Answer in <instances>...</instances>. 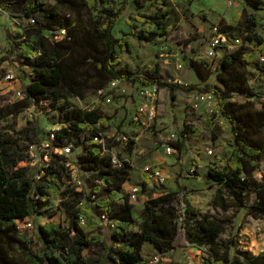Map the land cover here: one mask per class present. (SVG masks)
I'll list each match as a JSON object with an SVG mask.
<instances>
[{
	"label": "trees",
	"instance_id": "1",
	"mask_svg": "<svg viewBox=\"0 0 264 264\" xmlns=\"http://www.w3.org/2000/svg\"><path fill=\"white\" fill-rule=\"evenodd\" d=\"M146 1H160L165 6L168 0L133 2L141 8ZM243 1L248 7H264V0ZM99 2L103 0H54L53 4L44 0H8L0 4V9L8 7L17 13L9 12L12 15L34 20L19 31L12 44L19 65L31 72L22 89L24 98L0 106V120L15 118L19 111L49 100L55 123L59 124L48 151L49 162L36 170L31 168L37 165H29V147L41 142L38 124L32 120L17 130L12 123L0 128V264H174L151 263L143 256L145 243L157 255L178 247L204 246L200 264H264V251L253 254L241 248L234 237L220 239L230 223L229 217L200 212L189 203L180 185L154 195L147 188L146 172L140 174V185L148 197L138 216L132 215V203L122 188L132 166L128 160L114 165L95 140L98 132L104 131L109 116L96 108L85 109L65 101L70 97L83 100L88 91L96 92L111 80L122 79L137 85L166 87L173 102L177 85L163 81L158 67L141 73L127 66L117 67L121 53L128 52L131 35L148 41L168 32L163 27L168 13L156 10L144 16L146 34L123 33L115 37L112 29L126 0L116 9L95 15ZM256 26L254 15L248 14L238 32L229 27L231 39L253 43L256 50L247 52L244 44L238 46L221 60L215 74L218 84H206L200 89L214 91L220 115L229 123L232 148L223 168H209L207 175L222 187L215 191L212 205L224 211L232 209L234 216L245 210L252 217H264V176L260 180L253 176L264 158V103L249 86L247 77V67L264 74V61L256 58L258 54L264 58V38L254 32ZM61 30L64 34L60 36ZM189 65L202 81L212 74L204 62L190 57ZM234 94L253 100L237 103L231 100ZM211 116L206 122L213 129L217 122H210ZM199 132L198 127L184 123L175 147L181 150L188 137ZM131 142L128 150L132 149ZM65 146H70L71 154L75 152L73 158L52 150ZM70 160L78 165L85 184L79 190L69 183ZM55 197L63 219L38 225L41 245L33 250L31 239L18 228L17 221L38 214L45 202ZM101 214L114 223L109 241L100 224ZM80 215L84 224L79 223Z\"/></svg>",
	"mask_w": 264,
	"mask_h": 264
},
{
	"label": "rangeland",
	"instance_id": "2",
	"mask_svg": "<svg viewBox=\"0 0 264 264\" xmlns=\"http://www.w3.org/2000/svg\"><path fill=\"white\" fill-rule=\"evenodd\" d=\"M8 0H0L4 4ZM53 4L54 0H44ZM126 0L123 12L115 21L112 33L120 37L123 33L146 34L144 16L154 13L156 10H166L168 15L163 23L164 29L168 32L162 36H153L150 40L130 36L128 52L121 53L117 67L127 66L136 73L154 67L159 68L161 79L167 83L176 84V98L173 102L170 99L166 87H160L157 113L153 120L146 116L136 118L137 99L135 91L137 84L125 81L127 93L119 94L113 91L110 102L97 96L94 91H88L83 100L68 98L65 102L85 109H98L109 116L104 128L105 136L110 145L114 146V152L119 157L126 158L132 166L129 175V186L141 184L140 174L150 173L154 169H161L164 178L159 183L148 178L147 188L154 195L160 192L176 189L178 185L184 187L185 196L189 203L202 213H209L214 216H227L230 223L220 239L234 237L239 240L241 248L251 251L253 254L264 251V217H252L241 210L235 216L232 209L222 210L214 208L212 200L217 189L221 185L210 180L207 172L209 168L221 170L228 152L232 148V135L229 123L226 118L219 116L217 124L212 128L208 125V111L204 103L189 100L190 90H199L206 84H218L215 74L219 64L224 57L229 56L238 46L244 44L247 52L256 50L253 43H244L242 39H228L223 45L217 46L212 51L210 38L214 26L222 32L231 33V28L238 32V28L246 23L248 14H253L257 26L254 32L264 38V7L255 9L248 7L243 0H168L167 5L160 1H146L143 7L138 8L133 2ZM123 0H103L96 5L94 14H103L109 8L116 9ZM8 12L17 14L7 7ZM19 29L12 23L7 15L0 12V106L16 101L4 75L7 72L13 74L15 87L23 89L30 80L31 72L23 69L17 62V51L12 49L13 42L19 36ZM195 62H204L212 74L206 81H202L194 67L189 65V58ZM260 61L264 58L259 54ZM201 68V67H199ZM202 69V68H201ZM248 84L260 95L259 100L264 103V74L247 67ZM193 86V87H191ZM110 94V92H109ZM231 100L237 103L246 104L253 99L233 95ZM259 106V103H255ZM54 109L49 100H41L37 107H30L19 111L15 118L8 117L0 120V128L13 124L15 130L25 126L28 121H35L38 124L41 142L46 138L48 129L55 124ZM211 122V121H210ZM184 123L196 126L200 132L196 136H189L184 142L181 150L175 147V143L181 138L180 131ZM128 137L132 149L128 150L127 144L116 143L114 139L120 135ZM170 134L178 139L171 142L175 151L167 155L163 151L164 142ZM210 149L212 154H208ZM41 146L33 150L32 160H42ZM75 152L70 155L71 158ZM160 158L159 163L154 158ZM23 166L22 163H20ZM33 166L31 170L39 167ZM264 168V158L259 164ZM194 170L191 171V168ZM224 195L226 191L222 190ZM127 195L126 193H124ZM148 195L140 194L132 203V215L137 217L143 202ZM63 211L59 207V200L50 198L38 214H33L30 220L32 226L23 229L27 237L32 241V249L38 250L41 240L38 235V225L44 222L62 221ZM103 233L106 241H109V234L112 230L107 224L102 223ZM204 246L178 247L170 252L159 256V262H173L174 264H200V256L205 253ZM143 255L151 260L157 255L155 251L143 249Z\"/></svg>",
	"mask_w": 264,
	"mask_h": 264
},
{
	"label": "built area",
	"instance_id": "3",
	"mask_svg": "<svg viewBox=\"0 0 264 264\" xmlns=\"http://www.w3.org/2000/svg\"><path fill=\"white\" fill-rule=\"evenodd\" d=\"M0 12L4 13L5 15L8 16L10 21L12 23H15L19 29V31H23V28L31 25L34 23L33 18L30 17H22V16H17V15H12L10 14L7 10L0 9ZM64 34V30L60 31V36ZM60 36H55V39H58ZM231 39V37L225 33L222 32L217 26L213 27L212 30V36L210 38V45L213 49H215L219 45H223L226 42H228ZM235 40V39H233ZM4 79L6 80L9 90L12 91L14 97L16 100H20L24 98V92L22 89L15 87V78L13 74L10 72H7L4 75ZM125 81L122 79H113L111 80L104 88L99 89L96 91L98 98L103 96V99L106 102H110L112 96H113V91L123 94L127 93L126 88H125ZM110 92V94H109ZM159 92H160V87L157 84H148V85H137V89L135 91V98L137 99V110L134 114L136 118H139L141 116H146L148 119L153 120L154 117L156 116L157 113V102L159 100ZM188 97L191 102H193V106H197L196 103L194 102H199V103H204L206 106V110L208 111V116H211L213 112H215L214 115L211 116L210 121L211 122H217V118L220 115V111L218 108V102L217 98L215 96L214 91L211 90H190L188 92ZM59 128V124L55 123L53 126H51L48 131H47V136L46 138L40 142L39 145H31L29 147V155L30 157H33V150H38L41 146V156L42 160H32L29 165L33 166L36 165V163H39V168L42 166H46L49 162V155L48 151L51 146V142L54 139V133L55 131ZM178 138L174 134H170L167 141L164 142L163 145V150L164 153L167 155H171L174 153L175 148L171 144L174 140H177ZM95 140H97L103 148L102 153L109 155L111 158V162L114 165H120L121 160H127L126 158H119L117 154L114 152V146L110 145L108 142V138L105 136L104 131L103 132H98V134L95 136ZM116 143H121L123 145L128 144L129 139L125 135H120L114 139ZM54 153L60 154V155H65L69 156L71 154L70 146H65V147H53L52 148ZM208 154H212V151L210 149L207 150ZM23 165H27L26 163H22ZM67 167H68V175H69V183L71 186H73L76 190L81 189L83 186H85L84 182L82 181L81 178V172L78 168V165L76 164L75 161H68L67 162ZM194 170V167L191 168V171ZM40 173H43V171H40ZM253 176L255 179L260 180L264 176V168L258 166L256 170L253 173ZM148 178H151L159 183L164 182V178L161 175V169H154L152 172L149 173ZM148 185V184H147ZM128 196V199L130 202L135 201L141 192V185L135 184L132 185L129 191L126 193ZM29 217L25 218L24 220L17 221L18 228L20 230L23 229H28L29 227L32 226V223L30 220H27ZM100 224L104 223L107 224L109 227L113 228L114 223L107 219L105 214L100 215ZM85 220L82 215L79 216V223L84 224ZM151 263L159 262V256L155 255L152 257L151 260H149Z\"/></svg>",
	"mask_w": 264,
	"mask_h": 264
},
{
	"label": "crops",
	"instance_id": "4",
	"mask_svg": "<svg viewBox=\"0 0 264 264\" xmlns=\"http://www.w3.org/2000/svg\"><path fill=\"white\" fill-rule=\"evenodd\" d=\"M23 69H25V70H27V69H29V68H27V67H25V66H23L22 67ZM30 70V69H29ZM27 84V83H26ZM164 151V150H163ZM154 160H156V162L157 163H159V160H160V158L158 157V159H156V158H154ZM132 171V170H131ZM131 171H130V173H131ZM130 184H129V181L127 180L124 184H123V186H122V188H123V193H127L128 191H129V189L131 188V186H129ZM145 193H142V195H144ZM157 195V194H156ZM146 200V199H145ZM131 203H133V202H131ZM142 207V206H141ZM141 209V208H140ZM143 249H145V250H147V251H150V250H153L154 251V249L152 248V246L150 245V244H147V243H145L144 244V246H143ZM144 257H145V255H143Z\"/></svg>",
	"mask_w": 264,
	"mask_h": 264
}]
</instances>
